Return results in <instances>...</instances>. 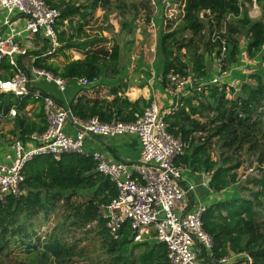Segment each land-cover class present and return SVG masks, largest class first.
Returning a JSON list of instances; mask_svg holds the SVG:
<instances>
[{
  "label": "trees",
  "instance_id": "16d2710c",
  "mask_svg": "<svg viewBox=\"0 0 264 264\" xmlns=\"http://www.w3.org/2000/svg\"><path fill=\"white\" fill-rule=\"evenodd\" d=\"M45 3L60 9L54 27L59 49L42 54L43 57H56L59 56L56 52L74 50L84 58L68 60L62 66L37 59L33 65L66 81L80 77H115L120 72V48L116 45L109 52L92 49L104 39L84 32L81 38V23H77V29L72 25L75 16L86 24L87 16H93L98 9L104 14V21L115 14L119 32L130 37L137 30L140 12L146 25L154 16L151 0H45ZM252 3V0H182L179 20L166 30H158L154 46V57L160 64L157 77L161 87L167 88L169 75L186 77L191 84L188 94L173 99V109L161 114V119L168 125V132L184 144L183 154L175 159V164L195 173L209 174L207 185L217 200L206 205L202 225L212 237L209 261L213 263L243 254L252 264H264V213L261 211L264 171L246 181L258 189L253 192L252 188L244 187L253 199L220 196L236 183L243 156L255 158L261 170L264 166V77L251 74V82H244L238 91L231 89L229 93L226 85L200 82L209 72L206 57H218L222 39L227 46L223 61L226 56L239 55L236 36L241 29L248 38L247 57L254 59L262 53L264 20L249 17L248 8ZM255 3L264 17V0H255ZM64 21H68L70 32H59ZM21 58L17 59L20 65ZM13 75L8 61L0 60V80ZM86 90L87 87L79 89V94L68 102L76 121L97 117L101 122H130L135 112L143 111L151 102L140 110V101L131 103L122 97L111 101L91 99L86 96ZM113 91L116 94V89ZM36 103L31 112L28 107ZM11 109L15 116L9 118ZM0 116V122H12L13 140L19 139L24 144L32 133H41L47 126L42 102L31 95L15 97L0 93ZM212 151H216V160L211 157ZM22 175L20 193L9 195L6 203H0V264L12 245H21L26 253L34 254L28 264L73 263L76 257L82 258L81 240L74 235V231L80 230L97 238L103 264H168L166 247L156 240L133 244L127 226L116 235L107 231L100 210L116 197L117 190L109 178L95 171L90 157L73 153L57 158L38 156L25 164ZM50 222L54 225L41 241L37 231ZM135 249L139 250L137 255Z\"/></svg>",
  "mask_w": 264,
  "mask_h": 264
},
{
  "label": "built area",
  "instance_id": "2783aa9c",
  "mask_svg": "<svg viewBox=\"0 0 264 264\" xmlns=\"http://www.w3.org/2000/svg\"><path fill=\"white\" fill-rule=\"evenodd\" d=\"M252 2L251 7L256 8L255 0ZM160 3V0H151L154 12H157ZM0 8L3 11L2 26L6 28V34L0 35V60L6 59L14 70L12 78L0 80V93H11L15 97L31 95L42 102L47 123L43 132H34L29 136L28 142L33 144L32 147L26 148L19 139L12 141L9 162H0V203H6L7 196L20 193L24 180L22 170L33 158L46 155L57 158L70 153L90 157L95 171L109 178L117 190L116 197L109 204L101 206L100 210V217L110 234L116 235L127 226L133 242L137 243L144 241L153 231L155 240L166 247L168 264H198L197 253L200 250L205 251L210 259L212 237L202 225L206 206L197 203L193 210H188L186 205L181 210L176 208L179 203L185 202L195 187L181 185L183 168L175 164V159L183 154L184 144L168 132V125L161 119L157 103L151 101L143 111L135 112L130 122H101L97 117H92L79 124L75 136L67 135L64 125L68 121V110L30 86L31 82L44 80L64 91L67 81L45 69L34 67L35 57L27 69L17 60L29 54L30 46L20 40L24 34L42 36L47 40L49 47L44 55L50 54L58 46L54 27L60 9L50 7L44 0H0ZM14 16L24 20L20 29L13 25ZM226 48V41L222 39L221 50L216 57L219 67ZM75 80L82 87H90L98 82L97 77ZM220 80V76L216 75L211 83L216 85ZM188 84L190 81L186 77L169 75L165 92L169 98L177 99L184 95ZM14 116L15 111L11 109L8 117ZM74 122L77 125L79 121L74 119ZM122 134L135 135L139 139L138 163L128 165L122 161H110L99 153L84 150L86 136L105 138ZM257 164L254 162V165ZM251 172L252 167H245L242 180H247ZM205 177L209 180L208 173ZM203 186L207 184L203 183ZM237 257L221 258L217 264H238L234 260ZM245 264H252L250 258L245 260Z\"/></svg>",
  "mask_w": 264,
  "mask_h": 264
},
{
  "label": "rangeland",
  "instance_id": "374dc122",
  "mask_svg": "<svg viewBox=\"0 0 264 264\" xmlns=\"http://www.w3.org/2000/svg\"><path fill=\"white\" fill-rule=\"evenodd\" d=\"M45 1V0H44ZM163 1V2H162ZM181 1L182 0H160L162 4H160L161 11L157 13L153 10V18L150 24L146 25L143 21V12H140V16L137 22V30L133 37L126 36L124 33L119 32V25H118V18L115 14H112L108 17L107 21L103 19V12L99 9L95 11L93 16H87V22L85 24L84 21H80L79 16H75L72 20V25L75 29H77V23H81L82 25V32L81 38L84 37V33L88 36H94L97 38H101L99 44H96L92 49H102L104 51H111L114 46H118L120 48V52H126L131 59H129V63L138 64V57L136 55H140L141 53L146 54L144 63L151 65L154 61L155 56V42H156V33L154 30L158 32V30H166L169 25H174L178 20L181 13ZM252 9H257L251 7ZM260 11V9H259ZM254 15V14H253ZM156 19H155V18ZM264 20V17L260 14L256 16V18L251 19H260ZM68 21H64V25L59 26L58 30L60 31H67L70 32L71 27L67 24ZM154 24V27L152 25ZM63 26V27H62ZM237 41L239 42V55L236 58H231L226 56L225 61L222 62L221 67L218 66L217 58L214 55L206 57L207 63V70L208 76L205 79L204 84H212L211 78L212 76L219 75L221 80L216 85H226V91L229 93L231 89H234L235 92L239 90L241 85L244 82H251L249 80L250 75L257 74L264 77V48L262 53L254 59H249L247 57L245 47L248 43V38L245 33L244 29L240 30V34L236 36ZM49 44V43H48ZM56 51H58L59 46H57ZM62 55V61H58L59 65H64L68 60H76L74 53L68 51L67 55L65 52H56V54ZM213 53V52H212ZM226 54V53H225ZM66 57V58H65ZM56 59L58 56L55 57ZM122 62H125L122 60ZM152 66L154 67L155 64L153 63ZM150 73V71H149ZM189 81V80H188ZM35 85L40 86V90L47 93L50 92L52 96L55 98L60 97V93L57 88L53 85V83H47L44 80H40ZM215 85V84H213ZM189 86V87H187ZM185 91L191 87V84L187 85ZM49 88V90H47ZM228 97H231L227 94ZM12 130V124L10 122H0V153L3 151L10 152L11 142L13 140V136H11L10 131ZM211 157L213 160H216V151L211 152ZM242 166L237 169V176L235 180V184L229 186L226 190L221 193V197L224 199H229L232 197L243 196L249 199H253L250 196V193L245 190L244 187L252 188L248 184H246L247 180H242L243 169L245 167H252V172L250 173V177H257L262 174L264 171V166L262 170L259 169L258 164L254 165L255 158L243 156L242 157ZM253 192L258 191L257 188H252ZM82 197H78V201H82ZM262 213H264V198H262ZM53 223H48L44 228L37 231V237L40 240H43V237L50 231L53 227ZM74 235L77 239L81 240L79 245L82 258L76 257L73 260V263L70 264H103L101 262L100 253V245L97 241V238L94 237L93 234L87 233L85 231H74ZM154 237V233H149L146 237L145 241H151L148 238ZM36 237L32 239V243H35ZM134 242L133 244H135ZM141 243V242H137ZM138 249H135L134 253L137 255ZM34 254H28L25 252V248L21 245H12L10 248V252L7 256L3 257L2 264H28L29 258L32 257ZM232 257V256H231ZM248 257L246 255H238L237 258L234 260L238 264H245V260Z\"/></svg>",
  "mask_w": 264,
  "mask_h": 264
},
{
  "label": "crops",
  "instance_id": "0c3cea01",
  "mask_svg": "<svg viewBox=\"0 0 264 264\" xmlns=\"http://www.w3.org/2000/svg\"><path fill=\"white\" fill-rule=\"evenodd\" d=\"M247 6V5H246ZM158 11H161L159 6ZM156 12V13H157ZM254 14V15H253ZM260 14L259 8L252 9L248 8V15L250 18H256L257 15ZM155 18V17H154ZM3 19V11L0 8V35L6 34V28L2 26ZM156 19V18H155ZM13 25L20 29L24 20L14 16L13 17ZM153 21V20H152ZM153 27L154 24L152 23ZM157 33L156 30H154ZM156 35V34H155ZM25 37V38H24ZM22 43L29 45V55L21 58V66L24 68H29L32 64V58L35 57L37 59H44L48 63L58 64V61H62V55H59L56 59L54 56H50L48 58L43 57L42 54L48 51V43L47 40L43 39L42 36H31L28 34H24L23 38L20 39ZM46 48V49H44ZM55 49H53L54 51ZM72 54L74 53L76 60H82L84 56L81 52H77L74 50H70ZM68 51H65V55H67ZM39 54V55H38ZM138 57V64L129 63V55L126 52H120L119 54V67L120 72L115 77H98V82L96 85H92L91 89L87 87L86 96L91 99H103L107 101H111L116 97H122L127 99L129 102L134 103L135 101H140L139 108L140 110L146 107V104L150 101H155L159 107L160 114L168 113L172 110L173 99L169 98L165 92V90L160 85V80L157 77L160 64L159 61L154 57L153 63L148 65L144 63L146 54L141 53L140 55H136ZM124 60L125 62H122ZM61 66V65H59ZM150 71V73H149ZM149 73V75H148ZM209 78L210 80L213 78ZM40 81V80H39ZM39 81L31 82L30 86L32 90L45 94L51 97L57 105L67 106L68 102L72 99L73 96L79 94V89H83L86 87L80 86L75 79L71 81H67V86L64 91L57 90L60 93V97L57 99L51 95L50 92H43L40 90V86L35 85ZM205 79L200 82L203 84ZM116 89V94L115 90ZM189 89V88H188ZM49 90V88H47ZM188 91L184 92V95H187ZM144 101V102H143ZM38 103L33 106L28 107V109L32 112ZM31 114V113H30ZM76 120V119H75ZM78 122V121H77ZM84 121H79L77 125L67 121L64 125V132L69 136H75L76 131L80 128L79 124H82ZM12 124V122H10ZM13 127V125H12ZM12 143V142H11ZM26 148H30L33 146L32 143L26 142ZM84 150L88 153H99L103 155L104 158L110 161H122L127 163L128 165L136 164L139 161L140 157V142L139 139L135 135L122 134L113 137H105V138H96L91 136H86L83 142ZM11 158V150L10 152L3 151L0 153V162L7 163ZM182 166V165H181ZM183 168V179L181 181V185L183 187H187L189 185H194V192L191 193L186 199L185 202L179 203L177 205V209H182L183 206L186 205L188 210H193L197 203H202L205 206L208 204L214 203L217 198L216 194L213 193L210 188L207 186H203L204 184H208V178L205 177L203 173H195L188 168ZM180 212V211H178ZM153 233V231H151ZM151 241H155V238L150 236L148 238ZM197 261L198 264H217L210 262L208 259V254L205 251H199L197 253Z\"/></svg>",
  "mask_w": 264,
  "mask_h": 264
},
{
  "label": "water",
  "instance_id": "95a60500",
  "mask_svg": "<svg viewBox=\"0 0 264 264\" xmlns=\"http://www.w3.org/2000/svg\"><path fill=\"white\" fill-rule=\"evenodd\" d=\"M48 47H49V46H48ZM64 107L68 110V121L71 122V123H73V124H75V122H74V117L72 116V114H71L69 108H68L67 106H64Z\"/></svg>",
  "mask_w": 264,
  "mask_h": 264
}]
</instances>
